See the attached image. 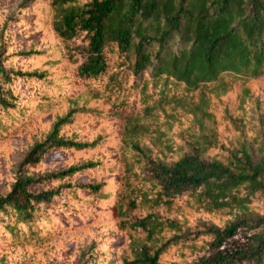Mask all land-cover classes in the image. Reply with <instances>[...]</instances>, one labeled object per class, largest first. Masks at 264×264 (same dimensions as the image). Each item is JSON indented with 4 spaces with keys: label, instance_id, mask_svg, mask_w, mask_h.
Returning <instances> with one entry per match:
<instances>
[{
    "label": "trees",
    "instance_id": "obj_1",
    "mask_svg": "<svg viewBox=\"0 0 264 264\" xmlns=\"http://www.w3.org/2000/svg\"><path fill=\"white\" fill-rule=\"evenodd\" d=\"M101 263L264 264V0L0 15V264Z\"/></svg>",
    "mask_w": 264,
    "mask_h": 264
},
{
    "label": "rangeland",
    "instance_id": "obj_2",
    "mask_svg": "<svg viewBox=\"0 0 264 264\" xmlns=\"http://www.w3.org/2000/svg\"><path fill=\"white\" fill-rule=\"evenodd\" d=\"M22 0H0V15H6L8 14L9 15V12H12L14 11L21 3ZM14 9V10H13ZM18 31V30H17ZM18 36H22L20 34H18ZM36 37H39V36H36ZM87 98L84 96V97H80L78 99H76L75 103H73V105H84L86 104L87 102ZM61 104V103H59ZM68 107V103H64L62 104L61 106L57 104L54 106L52 112L53 114L55 113H58L60 111H62V109H65ZM85 125L83 124H79L77 123L76 124V128H77V133L78 135H81L82 134V129L84 128ZM35 137V136H33ZM32 136L26 134L25 138H26V142H29L31 141V139H33ZM127 151L129 152L128 154L131 155V153L133 152L132 150H130L129 148H127ZM21 156V152H16L14 155H13V159L15 161H17ZM4 159H1V162L4 163ZM226 218V217H225ZM225 218H222L219 219V218H216L214 216H211V215H208L206 213H201L197 216V220L198 222H204L205 225H210V224H215V223H222L224 221ZM222 221V222H221ZM192 230L196 229L197 225L196 223L191 226ZM96 235H97V246L96 248L99 249L100 253H101V257L104 258V262L103 263H113L116 261L117 259V256H116V249L115 247H113V245L111 247L107 246L106 243H105V240L108 241H115L117 239V232L114 228H110L109 225L107 224H103L101 226V228L99 229L98 232H96ZM101 263V264H103Z\"/></svg>",
    "mask_w": 264,
    "mask_h": 264
}]
</instances>
